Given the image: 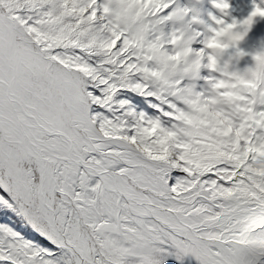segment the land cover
I'll return each mask as SVG.
<instances>
[{
  "label": "snow or ice",
  "instance_id": "obj_1",
  "mask_svg": "<svg viewBox=\"0 0 264 264\" xmlns=\"http://www.w3.org/2000/svg\"><path fill=\"white\" fill-rule=\"evenodd\" d=\"M170 8L0 0V264H264V92L200 103L156 82L145 25ZM257 18L264 0L215 34Z\"/></svg>",
  "mask_w": 264,
  "mask_h": 264
},
{
  "label": "trees",
  "instance_id": "obj_2",
  "mask_svg": "<svg viewBox=\"0 0 264 264\" xmlns=\"http://www.w3.org/2000/svg\"><path fill=\"white\" fill-rule=\"evenodd\" d=\"M170 14H166L165 17H161L160 21L164 22L163 28H156L154 20L149 18L145 27H147V43L151 44L155 42L157 45H163V50L159 47L152 51L153 62L151 65L152 70L157 71L156 82L161 86H165L167 90L174 91L178 98L184 100L199 101L204 103L205 100H211L212 98H218L222 96L224 92L233 93L239 96H245V98L253 99V79L247 74L242 65L230 62L227 65L222 62L228 58V52L216 50L213 54H209L205 49L197 45L194 40L195 35L192 33H186L183 35L180 30L173 29L169 26ZM194 30L196 28L192 26ZM174 41V42H173ZM240 42L247 45L243 39ZM177 43L181 44L178 50L179 58L171 61L166 60L165 54L176 55L174 46ZM209 57L212 59L210 60ZM215 61V67H209L212 61ZM163 65L172 67L179 70L183 79L180 81L166 80L162 78ZM213 69L216 74L212 77L211 90H204L199 84L198 79L208 76L205 73V69ZM222 82V88L217 89L214 85L217 82ZM182 82V84L180 83ZM128 98H131L130 96ZM140 99V98H137ZM154 102V101H153ZM136 103V101H133ZM237 103L244 104L245 101L241 100ZM137 110H143L149 114H155L148 107V103L145 101L142 104H137ZM208 107L212 110L217 108L224 109L227 107L229 111L233 109V104L226 100H221L218 104L209 103ZM166 264H177L174 259H169ZM183 264H197V261L191 256L185 257Z\"/></svg>",
  "mask_w": 264,
  "mask_h": 264
},
{
  "label": "rangeland",
  "instance_id": "obj_3",
  "mask_svg": "<svg viewBox=\"0 0 264 264\" xmlns=\"http://www.w3.org/2000/svg\"><path fill=\"white\" fill-rule=\"evenodd\" d=\"M173 1L171 9L173 10L174 18L171 22V25H177L178 22H181V31L183 35L187 33L189 30V25L185 26L184 24V18L190 12L195 18H196V23L199 26L198 29V34L195 35L194 40L197 42V45L202 47L203 49L207 50L209 53L213 54L216 52V50H222L223 48L226 49L227 52H229L230 48V53L231 55L229 56V59L223 64H228V62H236L240 63L244 69L246 70L247 73H250L253 78L255 79V82L260 84V86L256 85V93H257V88H259L260 91L264 92V82H262L260 78V69L264 66V57H262L260 60H253L252 56L261 50L262 45H264V19H260L259 22H257V29L254 28L255 34L257 38L255 39V42L253 45H251V53L246 54L244 53L243 56H238L237 52L242 51L240 48L236 46L235 40L232 39V37L236 34V32L240 31V29H236L233 31H230L228 33H223L219 36H216L214 30H220L224 28V25H218L215 23V20L223 18L225 20V23L231 22L232 18H236L237 20L242 19L241 16L238 15V8H239V2L236 0H229L230 3V9L228 10V15L224 16L223 13L217 9V11H210L209 16L206 18H203L202 15H197L195 11L191 8L188 0H171ZM248 4V8L245 7L246 10H250L251 7V0H246ZM181 5L186 8L184 12L182 13ZM244 6V5H243ZM213 38H216L217 44L219 47L212 45L211 47L208 46V42L210 40H213ZM221 45H226V47H221ZM176 53H177V48H176ZM207 73L213 74L214 71H207ZM162 78L166 80H173V81H180L183 79L182 75L180 74L179 70L172 68V67H167L163 65V74ZM203 87H209L210 81L208 79H203L201 81ZM257 94H255V99H257Z\"/></svg>",
  "mask_w": 264,
  "mask_h": 264
},
{
  "label": "bare ground",
  "instance_id": "obj_4",
  "mask_svg": "<svg viewBox=\"0 0 264 264\" xmlns=\"http://www.w3.org/2000/svg\"><path fill=\"white\" fill-rule=\"evenodd\" d=\"M254 27H255V25H254ZM251 31H252V33H253L252 28H251V30H249V31L247 32L246 35L248 36L249 39H250V38L255 39L254 36L252 35Z\"/></svg>",
  "mask_w": 264,
  "mask_h": 264
},
{
  "label": "clouds",
  "instance_id": "obj_5",
  "mask_svg": "<svg viewBox=\"0 0 264 264\" xmlns=\"http://www.w3.org/2000/svg\"><path fill=\"white\" fill-rule=\"evenodd\" d=\"M211 43L212 45L219 47V45L217 44L216 38H213V40H211Z\"/></svg>",
  "mask_w": 264,
  "mask_h": 264
}]
</instances>
